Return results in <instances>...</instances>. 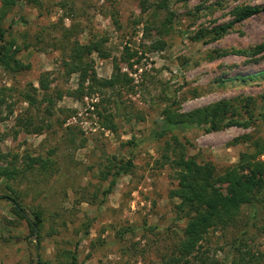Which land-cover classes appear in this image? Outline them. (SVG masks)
I'll return each instance as SVG.
<instances>
[{
    "label": "rangeland",
    "instance_id": "rangeland-1",
    "mask_svg": "<svg viewBox=\"0 0 264 264\" xmlns=\"http://www.w3.org/2000/svg\"><path fill=\"white\" fill-rule=\"evenodd\" d=\"M158 1L16 0L4 7L0 0V46L29 65L15 71L0 63V88L8 89L0 168L14 169L0 178V195L41 220L31 233L0 199V264H166L199 212L173 194L183 162L194 157L222 173L241 153L255 154L254 142L264 146V51L255 50L264 44V0H169L166 9ZM246 7L261 10L239 19ZM90 39L103 41L104 56H90L97 78L114 85L78 97V74L67 77L61 61L69 41ZM44 73L48 93H62L51 116L45 104L29 106L21 96L41 100ZM222 101L243 126L207 131L201 124L152 137L165 110L186 115ZM30 118L38 132L25 125ZM257 160L264 163V152ZM259 177L250 203L199 244L205 260L227 264L234 245H245L241 253L260 252L264 264V166Z\"/></svg>",
    "mask_w": 264,
    "mask_h": 264
},
{
    "label": "trees",
    "instance_id": "trees-1",
    "mask_svg": "<svg viewBox=\"0 0 264 264\" xmlns=\"http://www.w3.org/2000/svg\"><path fill=\"white\" fill-rule=\"evenodd\" d=\"M169 0H159L156 3L157 9H166ZM16 0H2L4 7H12ZM261 7H246L241 10L240 18H247L256 13H259ZM3 31L0 30V40L2 39ZM67 37V36H65ZM102 42L98 39H90L86 44H80L78 41H69L68 46L65 47V56L62 58V65L67 77L71 74H78V90L73 94H78L81 97L84 90L88 93L93 91L94 87L105 89L113 87V79H99L96 76L93 67V61L90 56L96 53L99 57H103ZM264 51V44H261L255 49ZM16 51H14L15 53ZM0 63L3 65L12 64L15 71H23L29 68L28 64H24L17 60L15 56L10 55L9 49L4 45L0 46ZM49 73H44L39 79V86L43 92L41 100L33 99L28 93H21L24 101L29 105L45 104V111L48 116L53 115V107L55 105V98L61 99V91L54 92L53 97L49 91V82L45 79ZM260 78V77H259ZM88 83L85 86V83ZM8 91L6 88H0V104L4 103V94ZM34 91H36L34 89ZM165 117L152 133V137H160L169 131H181L186 128H193L201 124H209L206 127L207 131L218 130L224 126L237 125L243 126L244 122L240 121L237 116V111L234 106L228 101H222L202 109L194 110L186 115L172 116L164 111ZM230 120L223 124L226 118ZM23 124V123H22ZM24 125V124H23ZM26 126H34L32 118L26 121ZM24 125V126H25ZM38 128V129H37ZM34 128V132L40 130L39 127ZM130 143V142H129ZM259 149L253 155L241 153L239 161L232 167H228L222 173H218L215 166L209 162H198L194 157H188L181 165L180 170L177 171L178 189L173 192L174 196L180 200L179 206L194 205L197 206L199 212L191 217L184 230V238L175 253L166 264H181L187 262L188 257L193 256L194 260L199 264H226L216 258L207 261L203 258L199 244L206 238V235L212 229H225L229 222L234 220L238 215L241 206L249 204L252 199V194L260 185V173L264 163L257 160V156L264 152L263 144L254 142ZM31 165H33L31 163ZM131 166L130 160L127 165L120 166L117 175L113 177L105 194L111 192L115 186L116 177L125 173ZM12 168H0V178H12ZM0 199H5L12 203V210L19 218L25 220L30 228L31 233L40 228V216L34 213V220H30L27 212L20 206V204L9 195H0ZM241 242V239H239ZM239 242V243H240ZM245 246V245H244ZM243 245H234V250L237 251L227 264H259L256 256L263 257V254L251 253L250 250L245 249ZM196 253V254H195ZM75 257H73L74 259Z\"/></svg>",
    "mask_w": 264,
    "mask_h": 264
}]
</instances>
